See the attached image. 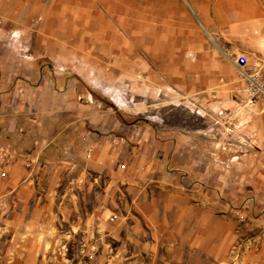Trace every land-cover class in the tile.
Returning <instances> with one entry per match:
<instances>
[{
	"label": "rangeland",
	"instance_id": "1",
	"mask_svg": "<svg viewBox=\"0 0 264 264\" xmlns=\"http://www.w3.org/2000/svg\"><path fill=\"white\" fill-rule=\"evenodd\" d=\"M0 1V24L11 23L0 48L20 65L4 72L3 93L18 100L4 101L0 128L9 142L28 135L17 142L38 155L22 167L14 157V182L0 181V264H264V110L243 101L231 38L239 27L257 51L264 0H93L70 23L61 0ZM179 32L191 47L164 49ZM87 113L115 118L130 146L177 136L181 184L83 167L90 140L113 133Z\"/></svg>",
	"mask_w": 264,
	"mask_h": 264
},
{
	"label": "crops",
	"instance_id": "2",
	"mask_svg": "<svg viewBox=\"0 0 264 264\" xmlns=\"http://www.w3.org/2000/svg\"><path fill=\"white\" fill-rule=\"evenodd\" d=\"M65 0H61L62 4V11L63 8L66 13H64V18L66 19L67 23L73 22L76 20L78 13H83L87 12V10H90L92 13L93 11H96L94 9L95 3L93 0H87L89 4L85 2V0H82L81 2H77L76 0L73 1L72 3H66L64 2ZM101 2L102 0H98ZM149 1V0H146ZM1 2V1H0ZM6 4V3H4ZM7 7V6H5ZM10 7V5H8ZM90 8V9H88ZM57 11V10H56ZM89 12V13H90ZM2 12H0L1 14ZM68 13V15H67ZM11 14V11H10ZM87 20V19H85ZM88 24H90L92 21L87 20L86 21ZM209 27L212 26L210 21H207ZM225 23V22H224ZM0 37H4L1 32L7 33V31H10V25L11 23L8 22H3L0 24ZM113 27H117V25L113 24ZM236 28L235 26H231L228 28L226 31H230L231 29ZM238 31L236 32V37L233 36L231 37L232 39L236 38L238 43H237V48H234L236 51L234 54L238 53H244L247 55L250 59L258 57L262 58L264 56V25L262 26V31L260 32L261 37H259L256 45L257 51L253 52V50H246V45H245V39L242 37L240 39V35L244 36L245 33L240 32V28L237 27ZM12 31H16V29H13ZM86 34L90 35L92 37V33L86 32ZM114 36L117 37L116 31H113ZM238 33V34H237ZM180 32L177 34L176 41L174 43L168 45L169 47L164 48V49H173L175 47H179L180 43L187 44V46L191 47V41L188 39L182 40L181 36L179 35ZM230 34V33H229ZM90 36H87L88 39H90ZM14 37V36H13ZM67 40L70 37H73L71 33L68 32L66 33ZM114 37V38H115ZM119 36L118 38H120ZM15 38V37H14ZM93 38V37H92ZM122 38V37H121ZM186 41V42H185ZM255 49V50H256ZM141 51H146V49H141ZM8 52V54H7ZM15 50H5V48H0V121H5V114L4 112H1L2 105L8 102L9 104H14L16 103L17 95L16 93L10 92L8 97H5V93H3V88L5 87L4 84V72L6 71V66L9 65V72L14 73L16 72L15 68L19 67L20 65H16V59L13 58V62L9 63L7 61L9 57H11L13 54H15ZM151 54H154L155 52L148 50ZM157 52V51H156ZM12 53V54H11ZM11 54V55H10ZM132 54V53H130ZM9 55V56H7ZM13 57V56H12ZM188 72L189 74H193L196 72V67L188 64ZM232 65V64H231ZM232 67H234L232 65ZM234 69V68H233ZM187 71V70H186ZM186 72V73H188ZM15 77V76H14ZM178 81L181 84H189L192 85L194 84V76L193 75H185L181 74L179 77ZM109 92L104 91L103 94L108 96L110 100L113 97L112 95L108 94ZM6 98H8L6 100ZM5 101V103H4ZM113 101V100H112ZM115 103V101H113ZM117 105V103H115ZM86 106V105H85ZM118 106V105H117ZM91 110V106L88 105V108L85 107V110ZM82 118L89 119L90 121L93 122V124L97 125L98 130L100 129V132L103 131H112L113 133L110 134L111 136L106 137V136H97L93 140H90L89 145L85 148V159H84V166L87 165H94L96 160H99L101 162V165L99 168L104 170L105 175L111 177V179H119V178H130L134 181H149V180H154L158 181L159 184L161 185H170L171 187H176L177 185H180L182 182V171H183V164L179 160L181 158V147L178 145L177 141V136L174 135V139L171 140H163L159 141L157 139H149L147 142L146 141H139V143L136 146H130L127 143V138L126 140L123 141L124 139V134L120 135L118 134L119 131L124 127L122 126L115 118L113 117H102V115L99 113L93 114H83L80 115ZM9 125L13 126V128L16 126V123L12 122L11 118H9ZM12 127H9L8 130H12ZM3 130V131H2ZM14 130V129H13ZM0 154H3L5 157V160L3 161V164H0V168L4 170L5 175L2 177L0 176V181H2L5 185L7 184H12L14 179H12L13 176H11V172L15 170V167L18 166V161L13 160L14 157L18 158L22 163L24 161H34L36 162L35 165L38 163V155H28L26 152V149L24 150V147L21 146L17 141L23 138H27L28 135L25 134H18L17 132L14 134V140L12 142H9L5 140L4 138L6 137V134L4 132V129L0 128ZM13 132V131H11ZM145 133V132H144ZM26 137H25V136ZM31 143L34 142L33 137ZM92 139V138H91ZM19 145V146H18ZM33 145V150L34 151H39L41 147H38L39 144H32ZM41 150V149H40ZM21 151H25V154H18L22 153ZM188 159H190V152L188 153ZM196 163V161H195ZM25 169V168H24ZM198 177V174L195 173L194 176L192 177L193 179H196ZM15 178V177H14ZM18 183V182H17ZM22 183V182H21ZM19 183V185L21 184ZM42 206H39V209H36V212L40 214L42 211ZM36 213V215H37Z\"/></svg>",
	"mask_w": 264,
	"mask_h": 264
},
{
	"label": "built area",
	"instance_id": "3",
	"mask_svg": "<svg viewBox=\"0 0 264 264\" xmlns=\"http://www.w3.org/2000/svg\"><path fill=\"white\" fill-rule=\"evenodd\" d=\"M233 66L236 79L241 83L244 93L243 101L246 104L261 103L264 110V56L262 58L250 59L244 53L234 54ZM5 157L0 154V164H3ZM31 160L27 161L29 164ZM0 175L3 177L5 172L0 168ZM98 210L103 212L104 206H98ZM109 221L114 220L113 215L107 217Z\"/></svg>",
	"mask_w": 264,
	"mask_h": 264
},
{
	"label": "bare ground",
	"instance_id": "4",
	"mask_svg": "<svg viewBox=\"0 0 264 264\" xmlns=\"http://www.w3.org/2000/svg\"><path fill=\"white\" fill-rule=\"evenodd\" d=\"M146 8V7H145ZM153 8V7H152ZM147 9V8H146ZM145 12V11H144ZM85 16V14H84ZM105 23V22H104ZM115 23V22H114ZM144 32L148 35H153V34H163L164 33V30L163 29H156L154 27H145L144 29ZM123 31V30H122ZM144 41V40H143ZM226 56V55H225ZM227 58L229 59L230 57L227 56ZM232 62V61H231Z\"/></svg>",
	"mask_w": 264,
	"mask_h": 264
}]
</instances>
